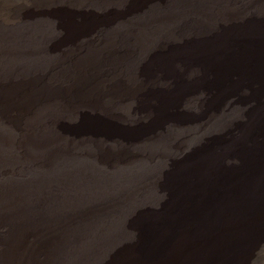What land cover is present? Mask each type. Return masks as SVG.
<instances>
[{
	"label": "bare ground",
	"instance_id": "bare-ground-1",
	"mask_svg": "<svg viewBox=\"0 0 264 264\" xmlns=\"http://www.w3.org/2000/svg\"><path fill=\"white\" fill-rule=\"evenodd\" d=\"M177 2L159 23L131 26L110 13L125 15L137 0H0V264H230L262 233V119L238 144L241 166L208 146L172 174L149 163L177 136L131 150L124 142L141 135L117 130V120L139 116L143 130L160 127L189 83L221 93L229 78L264 86V23L195 38L207 18L188 20L189 8L212 11V24L229 8ZM87 4L102 15L75 8ZM192 62L214 79L193 73L186 83L174 64ZM191 187L209 211L200 220L181 204ZM152 202L160 208L143 215Z\"/></svg>",
	"mask_w": 264,
	"mask_h": 264
},
{
	"label": "rangeland",
	"instance_id": "rangeland-1",
	"mask_svg": "<svg viewBox=\"0 0 264 264\" xmlns=\"http://www.w3.org/2000/svg\"><path fill=\"white\" fill-rule=\"evenodd\" d=\"M177 1L180 0H137V3L125 15L114 11L110 13V18L121 15L120 19H123L126 24L131 26L145 23L147 19H152L159 23L162 17L169 12V5L171 3H178ZM196 3L198 4V1ZM204 4H206V10L207 8L209 9V5L221 8L228 7L229 9L227 11L231 15L224 19L218 17L217 23L212 24L211 21L207 20L208 16L213 15L212 11L208 10L205 12V10H197V5L189 8L186 14L189 18L188 20L203 17V15H206L207 18L203 21V29H197L195 32H192L195 38L221 34L224 29L232 26L238 30L248 32L252 27L260 26L264 23V0H204ZM110 6L113 8L116 7L113 3ZM63 7L68 8L70 5L64 4L62 7L60 6V8ZM75 8L84 11L91 10L99 13V15L103 13L96 6L88 4L83 7L75 6ZM114 25L116 24L113 23L112 25L111 23L109 28ZM99 36H101V31H98L94 35L93 40H99ZM178 42H180L179 39L172 41V43ZM183 67L184 65L180 63L174 64L175 70L182 74V78L186 83L191 82L189 77L193 73L195 75L200 73L206 83L214 79V74L211 71L208 73L202 72L196 62H192L191 66L186 69ZM162 76L164 77L163 74ZM164 81L168 84L166 87L167 91L177 89V85L173 79H165ZM189 84L190 87L185 92L179 94L174 107L171 109L173 111L172 119H168L160 127L151 128L152 130H143L142 128L148 125V121L142 116H139L134 122L123 119L117 120V130H121L127 134H135L138 132L141 135L136 136L128 142H124L123 145L134 150L137 146L153 143L159 139H165L167 137L175 138L177 136L175 141L170 138L169 143L172 149L166 153L167 156L154 158L149 163L163 165L165 169L164 174L168 172H171V174L172 172L174 173L177 170L176 167L185 162L187 155L208 146L215 147L214 151L218 153H224L225 164L237 167L241 166L243 162L241 154L243 152L240 151L241 147L238 144L245 138L246 130L255 122V118H260L264 121V86H261L255 81L235 82L232 78H229L225 82V87L228 90H224L223 92H226L221 93L218 87L213 84L211 86H194V83ZM141 98L142 96L138 98L139 102ZM150 103L153 104V102ZM86 111L90 115H95L90 110L86 109ZM86 117L90 118L89 116ZM67 122L71 125L75 124L72 121ZM146 131L151 132L143 134ZM134 139L136 141H133ZM263 146L264 144H262ZM162 178L160 184L164 181ZM191 183L192 178L188 181L190 186H192ZM261 193H264V190H261ZM157 194L163 197L165 203L170 202L171 197H169L167 190L164 189L161 192H157ZM190 196L198 202L191 203L189 200ZM262 197L261 202L263 205L256 214L259 222L264 220H260V216L264 218V194ZM200 198L199 191L191 187V190L187 192L184 198L186 201H181V204L187 207L190 219L200 220L207 213L209 214L206 206H202ZM158 208L160 206L154 204V202L147 203L142 213L146 215V211L152 212ZM190 226L192 227L191 223ZM248 243L246 247L243 245L235 248L230 264H264V230L262 233L260 232V235L250 239ZM239 253L242 256L240 258Z\"/></svg>",
	"mask_w": 264,
	"mask_h": 264
}]
</instances>
